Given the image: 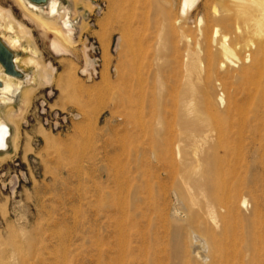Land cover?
I'll return each instance as SVG.
<instances>
[{"label":"rangeland","instance_id":"rangeland-1","mask_svg":"<svg viewBox=\"0 0 264 264\" xmlns=\"http://www.w3.org/2000/svg\"><path fill=\"white\" fill-rule=\"evenodd\" d=\"M59 1L63 49L0 0L30 38L19 66L35 77L29 104L14 105L19 146L0 150V258L29 239L27 264H227L249 249L256 264L264 1L196 0L184 14V0ZM216 28L234 60L250 58L247 75L201 69Z\"/></svg>","mask_w":264,"mask_h":264},{"label":"bare ground","instance_id":"bare-ground-1","mask_svg":"<svg viewBox=\"0 0 264 264\" xmlns=\"http://www.w3.org/2000/svg\"><path fill=\"white\" fill-rule=\"evenodd\" d=\"M18 1L22 4V6H24V8L28 11V13H30L31 17L37 22V24L40 27H42L45 30L48 29L52 30L56 33L53 42L54 47L57 49H63L64 45L61 41V38L65 39L66 41H70L69 33L66 34L61 28L51 27L53 20L56 19L60 14H63L62 8L64 9V7L61 6L60 1L59 0H47V2L37 1V0H18ZM195 2L196 0H184L183 10H182L183 14L187 13L188 10L191 7H193ZM45 3L47 4L46 10L43 7ZM213 31H214L213 34L209 38L210 39L209 45L205 49L202 48L199 51L202 54L203 52L205 53L204 55L205 60L204 59L201 60V69L207 71L212 77H214L213 80L215 81H220L221 75H224V77L229 75L231 72V67L233 66L237 68L236 71H238L239 74H242V76L247 75L250 71L249 69L251 65L250 64L246 65L245 63H249L250 58L246 57L247 60L244 63L243 62L240 63L239 61L234 60L233 58L234 47L230 43L229 35L227 34L219 35L218 28H216ZM23 38H28L30 41V38L27 35L25 29L13 23L10 20L9 14L0 8V40L11 51L12 60L14 62V66L17 71L16 73L7 71L6 68L0 62V150H9L10 138L12 139L13 146L15 149H17L19 146L18 145L19 122L15 114L14 105L17 100L21 101V103L25 106L29 104L30 94H29V89L26 87V83H30L31 81L34 82L35 80L34 76L32 78L28 77L26 73L22 70L23 67L21 69L19 66V62L21 61V57L19 54L22 53V52L20 53V51L25 49L22 42ZM200 56L198 55L199 58ZM247 56L250 57V54H248ZM202 58L204 57L202 56ZM31 61H32L31 57L23 60V62H31ZM11 123H14L16 127V132L13 134L11 127L8 125ZM153 158L156 160L157 159L160 160V157L159 158L156 157L155 152L153 153ZM176 195L180 199L179 194ZM242 202L243 204H245L246 198H243ZM221 209H225L228 211L225 205L221 206ZM228 213L229 212H227L226 215L223 216L224 226L225 223L227 222L226 219ZM258 241H259L258 245L256 242L254 245H252V249L253 252L256 254V258L258 259V262L256 264H264V235L261 232H259L258 234ZM32 243L33 242H31L29 239H25V241L11 240L8 247L4 250L3 255L0 258V264H27L29 261L28 259H26L28 257L27 252H29L28 249H32V245H33ZM201 245H207L208 247L207 241L205 242L202 241ZM232 245L234 246V243ZM250 251L251 249H249L248 251L249 253L247 254L242 252H241L242 254L241 253L239 254L238 252H233L225 255V257L223 256V260L226 261L227 264H248L249 259L252 258L250 255ZM222 255L223 254H221V256Z\"/></svg>","mask_w":264,"mask_h":264},{"label":"water","instance_id":"water-1","mask_svg":"<svg viewBox=\"0 0 264 264\" xmlns=\"http://www.w3.org/2000/svg\"><path fill=\"white\" fill-rule=\"evenodd\" d=\"M37 1H44L47 0H37ZM0 62L6 68L7 71L16 73V68L14 66V62L12 60L11 51L9 48L0 40Z\"/></svg>","mask_w":264,"mask_h":264}]
</instances>
